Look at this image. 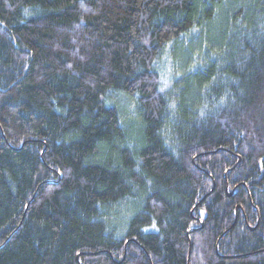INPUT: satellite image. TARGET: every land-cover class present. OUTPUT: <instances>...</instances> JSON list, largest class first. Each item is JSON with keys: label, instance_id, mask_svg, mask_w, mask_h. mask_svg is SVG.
<instances>
[{"label": "trees", "instance_id": "16d2710c", "mask_svg": "<svg viewBox=\"0 0 264 264\" xmlns=\"http://www.w3.org/2000/svg\"><path fill=\"white\" fill-rule=\"evenodd\" d=\"M0 264H264V0H0Z\"/></svg>", "mask_w": 264, "mask_h": 264}, {"label": "water", "instance_id": "95a60500", "mask_svg": "<svg viewBox=\"0 0 264 264\" xmlns=\"http://www.w3.org/2000/svg\"><path fill=\"white\" fill-rule=\"evenodd\" d=\"M232 193H230L229 195H231ZM203 226V225H202ZM190 232H188L187 234L189 235Z\"/></svg>", "mask_w": 264, "mask_h": 264}]
</instances>
